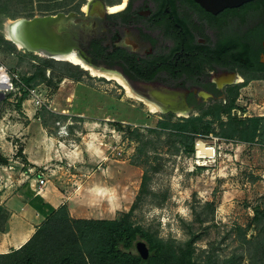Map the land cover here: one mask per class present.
<instances>
[{
  "label": "rangeland",
  "instance_id": "obj_1",
  "mask_svg": "<svg viewBox=\"0 0 264 264\" xmlns=\"http://www.w3.org/2000/svg\"><path fill=\"white\" fill-rule=\"evenodd\" d=\"M86 2L0 0V38H5L4 23L9 19L77 10L78 4L81 7ZM0 61L21 80L23 75L46 71L45 80L33 86L41 90L46 103L43 106L36 107L28 100L29 96L20 107L12 94L0 97V153L14 165L12 169L8 164V167L0 165V194L22 178L36 182L42 169H29L21 152V133L26 124L37 119L38 113L55 108V113L69 116L70 135L60 138L70 148L84 138L85 147L92 151L102 147L100 155L93 152L95 158L86 155V159L76 156L73 162H55L56 170L67 173L64 178L55 174V185L71 191L65 194L69 193V207L75 215L87 217L81 219H120L134 205L130 214L134 225L142 226L164 242L179 247L193 236L197 262H205L209 254L222 260L242 258L246 250L243 237L257 235L264 220V76L247 75L246 87L238 94L243 106H237L240 112L231 114L236 119H261L255 141H242L239 135L229 140L223 136L228 114L206 118L213 122V130L204 135L203 142L215 154L201 159L197 165L194 154L187 155L177 137H170L169 130L158 128L161 120L183 123L197 118L196 113L153 112L148 101L129 96L113 79L94 75L66 60L12 46L1 39ZM135 128L139 133H130ZM152 128L160 132H153ZM115 146L118 149L113 152ZM145 170L148 171L147 186L137 200ZM36 185L38 188L39 184ZM8 193L11 195V191ZM111 198L116 199L117 205L113 208ZM63 212L34 238L27 251L44 246L54 255L55 244L64 241L71 247L73 261L87 264L92 250L100 245L96 232L100 223L67 220ZM239 259H233L230 264ZM43 262L51 264L49 260ZM243 262H247L246 256ZM60 263L61 260L56 264Z\"/></svg>",
  "mask_w": 264,
  "mask_h": 264
},
{
  "label": "flooded vegetation",
  "instance_id": "obj_2",
  "mask_svg": "<svg viewBox=\"0 0 264 264\" xmlns=\"http://www.w3.org/2000/svg\"><path fill=\"white\" fill-rule=\"evenodd\" d=\"M86 1L55 12L88 24L65 34L62 45L163 114L223 115L235 102L233 116L247 75L264 76V0L218 12L196 0Z\"/></svg>",
  "mask_w": 264,
  "mask_h": 264
},
{
  "label": "trees",
  "instance_id": "obj_3",
  "mask_svg": "<svg viewBox=\"0 0 264 264\" xmlns=\"http://www.w3.org/2000/svg\"><path fill=\"white\" fill-rule=\"evenodd\" d=\"M80 5H77L79 10ZM7 44L15 46L13 42L0 38ZM45 69L40 74L23 75L22 81L28 86L33 87L37 82L45 80ZM72 75V73H69ZM238 94H235L234 101ZM28 97V91H23L17 106L20 107L24 100ZM235 107V102H232L228 107V115L225 127L222 128V135L229 140L236 135H239L242 141L253 143L256 139L260 128L261 119L258 117L248 119H236L231 116V109ZM230 112V113H229ZM207 115H214L219 118L221 113H203L195 119L183 123L171 124L169 121L161 120L158 122V128L162 131H168L169 136L177 137L181 146L184 147L187 155L191 156L195 151V141L198 136L208 134L213 130V122L205 120ZM45 128L55 125V135H57L56 121L69 119L68 115H60L52 110L44 109L37 114ZM158 128L150 129L153 132L159 133ZM130 133L138 134L137 128L131 129ZM22 152V151H21ZM13 164L7 157L0 153V165ZM203 167H198L202 169ZM148 182V171L145 170L142 176V182L137 200L144 193ZM135 204V203H134ZM134 210V205L130 211L123 214L120 219H81L74 218L70 215V209L67 203L60 205L55 209L47 219L40 225L32 237L18 249H12L7 253H0V264H47L44 260H49L51 264H55L61 260L60 264H78L72 257L71 247L64 241L55 244V254L47 252V248L40 246L37 250L28 252L27 248L34 238L42 232L46 226L52 221L55 216L64 211V217L67 220L77 221H94L100 223L99 229H96L100 237V245L92 250L90 262L87 264H230L237 256L228 259H219L208 255L205 262H197L194 260L195 254V238L192 236L183 246L175 247L162 239L155 237L151 232L144 229L140 225H134L130 220V214ZM258 214V213H257ZM9 217V212L3 205H0V231L5 230V225ZM259 218V217H258ZM261 221V220H260ZM146 240L149 244L151 255L148 260H143L136 252V242L138 240ZM245 251L242 253V258L235 264H264V220L258 230L257 235L247 238L246 235L242 241ZM52 255V256H51ZM243 256H246L247 262H243ZM87 262V261H86Z\"/></svg>",
  "mask_w": 264,
  "mask_h": 264
},
{
  "label": "crops",
  "instance_id": "obj_4",
  "mask_svg": "<svg viewBox=\"0 0 264 264\" xmlns=\"http://www.w3.org/2000/svg\"><path fill=\"white\" fill-rule=\"evenodd\" d=\"M37 119L24 126L25 129L21 133L23 134L21 137L22 152L29 169L46 168L49 179L45 185H39L38 188L40 189L36 190L31 185L34 183L33 180L30 183L26 178H22L0 194V205L6 207L9 212L5 230L0 231V253H7L12 249L20 248L55 209L64 203L70 205L69 200L71 198L68 195L71 191L67 189L69 193L65 194L67 190L60 189L55 185V174L58 178H64L67 173L56 170L55 162L57 160L73 162L76 156H79L80 159L82 157L86 159V155L95 158L93 152L100 155V151H102V147L94 151L87 145L85 147V138L71 144L74 148H70L66 142L61 140L58 133L55 135V125L45 128L41 120L38 121ZM25 133L29 135L24 136ZM89 162L92 160L90 159ZM69 175L76 176L71 173ZM9 191H11V195H9ZM109 202L111 208L117 205L115 198L109 199ZM70 212L74 218H87L75 215L71 209Z\"/></svg>",
  "mask_w": 264,
  "mask_h": 264
},
{
  "label": "water",
  "instance_id": "obj_5",
  "mask_svg": "<svg viewBox=\"0 0 264 264\" xmlns=\"http://www.w3.org/2000/svg\"><path fill=\"white\" fill-rule=\"evenodd\" d=\"M196 1L199 2L208 11L218 12L226 7L239 6L242 3L251 0ZM79 24L83 27L88 25L87 23H83L82 19L79 18L75 13L42 15L35 16L30 19L17 18L13 20L12 28H10L12 29V39H8L7 37L5 38L13 42L17 46L18 43H21L23 49L31 52H38L40 54L42 53L41 55L43 56L55 59L56 53L62 54L73 52L72 48H66L62 44L64 41V35L73 32V30L79 29ZM5 30L6 26L4 23V31ZM89 65L95 67L91 64ZM0 97H4V95L0 94ZM135 247L138 254L143 260H148L150 258L151 251L146 241L138 240Z\"/></svg>",
  "mask_w": 264,
  "mask_h": 264
},
{
  "label": "built area",
  "instance_id": "obj_6",
  "mask_svg": "<svg viewBox=\"0 0 264 264\" xmlns=\"http://www.w3.org/2000/svg\"><path fill=\"white\" fill-rule=\"evenodd\" d=\"M28 91V96L30 97L31 102L34 103L36 107H41L45 103V99L43 98V94L39 87H28L18 76L17 73L11 71L4 63L0 61V94H3L4 96L12 94V96L16 99V102L21 97V92ZM52 111L55 112V108H51ZM69 121H63L58 120L56 121V126L58 128L57 133L60 137H67L70 135L69 133ZM212 136V135H211ZM204 135H200L197 137L199 139L195 141V151H194V157L196 158V164L200 165L201 159H207L210 155H207V157L199 156L198 155V142H203ZM218 139V137H217ZM206 145V143H205ZM118 149V146H115L113 148V152ZM117 153L120 155L121 151H117ZM215 154V150H214ZM212 154V155H214ZM211 155V156H212ZM8 167V165H6ZM14 165H9V168H13ZM48 173L46 168L42 169L38 173V178L35 180L36 182L31 183L32 186L36 188V190H39L40 188H37L36 184H39L41 186L45 185L48 182ZM38 185V187H39Z\"/></svg>",
  "mask_w": 264,
  "mask_h": 264
},
{
  "label": "bare ground",
  "instance_id": "obj_7",
  "mask_svg": "<svg viewBox=\"0 0 264 264\" xmlns=\"http://www.w3.org/2000/svg\"><path fill=\"white\" fill-rule=\"evenodd\" d=\"M12 24H13V20L9 19L7 21V23L5 22V26H6V30L3 32L5 37H7L8 39H12V36H11V30L10 28H12ZM18 46L20 48H23L22 44L21 43H18ZM58 54V53H56ZM62 59V60H66V61H70L71 63H74V64H77V65H80L82 66L83 68L87 69V70H90L94 75H97V76H103V77H106L108 79H115L118 83H120L126 90L127 94L129 96H132V97H135V98H139V99H143L137 95H135L131 89L129 88V86L127 85V83L122 80L121 78H119L118 76H115V75H111L109 73H105V72H102L100 70H97L98 68H93V67H90L89 64L87 65L81 58H79L75 53H68V54H59L57 56H55V59ZM150 107H151V110L153 112H156L158 111V107L153 104V103H150L148 102ZM214 154V149L211 148V147H207L205 145L204 142H198V155L199 156H203V157H207V155H212Z\"/></svg>",
  "mask_w": 264,
  "mask_h": 264
}]
</instances>
